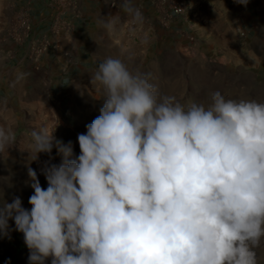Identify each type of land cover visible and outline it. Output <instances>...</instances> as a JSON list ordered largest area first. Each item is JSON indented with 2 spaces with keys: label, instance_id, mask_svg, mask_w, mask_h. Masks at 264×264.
Wrapping results in <instances>:
<instances>
[{
  "label": "clouds",
  "instance_id": "obj_1",
  "mask_svg": "<svg viewBox=\"0 0 264 264\" xmlns=\"http://www.w3.org/2000/svg\"><path fill=\"white\" fill-rule=\"evenodd\" d=\"M118 6L143 22L132 0ZM91 82L103 87L104 104L77 135L78 156L71 141L55 139L59 123L27 132L29 162L49 154L40 168L47 187L28 166L31 207L18 196L0 204V236L9 237L13 220L28 264H258L264 102L215 91L208 107L185 106L112 57ZM14 140L11 128H0V156ZM54 147L59 164L51 162Z\"/></svg>",
  "mask_w": 264,
  "mask_h": 264
},
{
  "label": "rangeland",
  "instance_id": "obj_2",
  "mask_svg": "<svg viewBox=\"0 0 264 264\" xmlns=\"http://www.w3.org/2000/svg\"><path fill=\"white\" fill-rule=\"evenodd\" d=\"M132 3L143 14L142 23H134L112 0L97 21L87 24L85 37L79 33L80 19L78 65L64 71L57 53L39 60L32 54L34 39L49 30L46 17L43 24L39 20L42 2L0 0V128H11L15 136L0 156V204L18 196L30 209L34 190L28 166L47 187L40 168L50 157L41 153L38 161L29 162L30 129H54L59 123L55 139L71 141L74 156L80 154L77 135L86 132L104 104V89L91 76L105 58L120 59L133 74H148L161 96H175L185 106L196 102L208 107L215 91L226 99L264 102V0H248L246 6L237 0H186L185 17L170 21L161 19L149 0ZM110 16L118 17L111 31L103 24ZM44 24L45 31L38 29ZM82 53H87L85 63L62 85L61 76L79 67ZM51 157L52 163L61 162L55 147ZM9 226V237L0 236V264H28L23 234L13 220ZM256 253L258 264H264V241Z\"/></svg>",
  "mask_w": 264,
  "mask_h": 264
},
{
  "label": "built area",
  "instance_id": "obj_3",
  "mask_svg": "<svg viewBox=\"0 0 264 264\" xmlns=\"http://www.w3.org/2000/svg\"><path fill=\"white\" fill-rule=\"evenodd\" d=\"M42 10L47 13L49 25L48 34L44 38L34 39L32 54L39 60L49 53H57L60 67L66 71L78 65L77 50L79 48L76 35L77 22L84 17L83 0H40ZM160 18L173 20L175 17H185L186 0H149ZM120 0L112 6L117 7Z\"/></svg>",
  "mask_w": 264,
  "mask_h": 264
},
{
  "label": "crops",
  "instance_id": "obj_4",
  "mask_svg": "<svg viewBox=\"0 0 264 264\" xmlns=\"http://www.w3.org/2000/svg\"><path fill=\"white\" fill-rule=\"evenodd\" d=\"M109 2H110V0H83V6H84V10H85V17L83 19H81L79 24H78V27H79V30H80L79 33L81 34V36L85 37L84 30L86 28H88L87 24L97 21V19L101 15L100 13L102 12V10L104 8H106L109 5ZM137 4L142 5L143 3L140 2V3H137ZM38 14H40L39 20H41L42 24H43V18L45 20V17H46V21H47V13H46V11L38 13ZM38 29H41V31L44 29V31H45L47 29V26L44 24V26H42V28L38 26ZM88 31H90V30L88 29ZM84 56H87V53H82L81 62H80L79 67H77L74 71L68 73L67 75H62L61 76L60 83L62 85L66 84L67 82H69V79H70L71 75L73 74V72L79 71L81 69V67L85 63V59H86ZM50 62H49V60L47 61L48 64Z\"/></svg>",
  "mask_w": 264,
  "mask_h": 264
}]
</instances>
